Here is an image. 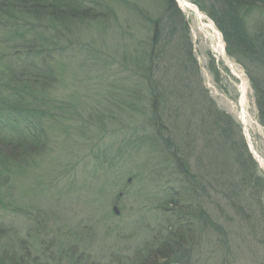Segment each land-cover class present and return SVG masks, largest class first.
<instances>
[{"label": "rangeland", "instance_id": "374dc122", "mask_svg": "<svg viewBox=\"0 0 264 264\" xmlns=\"http://www.w3.org/2000/svg\"><path fill=\"white\" fill-rule=\"evenodd\" d=\"M188 1L217 10L213 0ZM43 2L31 8L34 3L28 1L31 9L26 12L20 1L8 14L0 12V58L12 54L28 60L26 45L42 47L53 66L50 96L57 107L43 150L8 163L0 160V264L45 263L47 256L52 264H161L166 258L189 264H264V166L252 154L256 167L243 162L239 150L241 135L248 151L264 163V126L251 80L264 83V64L233 52L231 41L229 54L205 9L199 8L203 21L213 24L219 43L210 40L192 14L165 12L164 0ZM53 7L57 15L63 12L62 19L49 20ZM137 8L148 19L136 15ZM242 16L252 36L264 21V5ZM157 18L163 23L162 37H170L167 48L162 38L154 43L167 53L155 61L159 70L152 75L155 88L166 92L159 110L150 105L140 77ZM225 30L230 35L227 25ZM171 78L188 82L194 101L166 121L165 113L176 107ZM243 84L248 132L237 109ZM135 89L138 94H131ZM152 115L161 125H180L177 133L186 145L181 154L188 157L193 173L214 170L217 132L209 119L223 115L221 124L231 135L229 152L263 182L256 193L249 186L247 194L239 189L241 205L251 207L260 228L256 240L237 227L236 213L223 200L221 214L211 191L203 197L196 190L193 199V186L180 178L174 160L152 146L150 150ZM172 199L181 212L192 211L195 204L206 213L209 227L189 214L179 222Z\"/></svg>", "mask_w": 264, "mask_h": 264}, {"label": "trees", "instance_id": "16d2710c", "mask_svg": "<svg viewBox=\"0 0 264 264\" xmlns=\"http://www.w3.org/2000/svg\"><path fill=\"white\" fill-rule=\"evenodd\" d=\"M20 1H24L22 9L26 12L33 8L35 3L40 6H43L44 3V0H11L9 3H7L6 0H0V12L8 14L9 9H16L18 4H21ZM28 1L34 3L31 8L27 6ZM213 2L218 11L215 10L214 12L213 5L211 4H208L207 7L200 5L199 8L202 11L205 9L207 16L212 19L213 23L220 31L224 38L225 46L228 49H226L227 52L229 54L232 53L229 51V42L231 41L234 43L233 52L241 53L253 61L259 60L260 63L264 64V21L259 24L256 33L251 36L247 32L246 23L242 16L244 12L258 5L259 7L263 6L264 0H213ZM163 5L165 12H169L173 16L179 14L180 9L174 0H164ZM51 9L53 11L50 10L48 13L50 15L49 20L51 18H54V20L63 18L61 15V13H63L62 11L57 15L54 13V7ZM76 13L78 12L75 11V14ZM136 13L140 18L148 19L145 10L137 8ZM223 15L228 17L229 22L223 20ZM157 19L158 21H153L152 23L153 31L146 52V61L144 67H142L144 74L143 76L140 75V77L143 79L141 83L145 88L147 87L148 94H150V105L152 107H157V110H159L162 107L159 101H163L162 97L163 95L166 96V92L161 88H155L156 84L154 83L157 82L152 80V75L157 74L159 70V64H156L155 61L159 60L160 56L162 59L167 53L161 46L156 47L154 43L162 38L164 42L167 40L166 43H164L167 48L170 37L168 39H166L167 37H162L163 29L161 31V28L163 27V23H158L159 18ZM219 19L222 20V22ZM226 25L230 35L225 30ZM42 49L43 48L38 45L36 47L35 44H31V46L30 44L28 46L26 45V54H30L27 58L28 60H26L25 57L23 59L17 58L12 54L7 57L6 60L0 58V160L6 163H8L10 158L21 157L22 155L25 156L29 153L43 150L48 141V124L52 121L51 117L53 115V110L55 112L57 107L53 105V100L50 96V87L53 85L52 82L54 78L53 66H51L49 58L43 55ZM189 53H187L188 56ZM168 54L174 56L172 53ZM177 70H180V68H177ZM251 80L257 99L259 122L264 126V83H259L257 79L253 80V78H251ZM175 82L179 83L182 87ZM170 83H174L172 85L170 84V88L175 90L172 95H174L176 107L165 113L164 116H166V121H170V118H167L168 115L169 117H173L176 110L178 111L185 107L186 110L189 109L194 101L193 94L188 89V87H190L188 82L185 81L181 83L171 78ZM177 88L179 89L176 90ZM138 91V89H135L132 92L130 91V93L133 95L135 93V95H137ZM158 104H160L159 107ZM144 109L146 110L148 107L146 106ZM178 115H175V117ZM222 116L223 115L209 119L214 122L217 132L216 143L213 145L212 150L215 157L213 162L214 170L211 172L207 173L205 168H200L194 173L189 170V159L186 157L185 153L181 154V151L185 152L186 145L181 141L182 135H178L177 133L180 131V125L171 127L161 125L158 123L160 121L156 118V115L154 117L152 115L150 118L149 125H152V130L148 133L147 138L149 141V148L152 146L155 151H163L166 156H169V159L172 158L174 160L173 164L180 178L184 179L189 186H193L192 189H194V191H192V194H195H193V199H195L196 190H199V196L203 197L208 196L206 191H211L217 197V199L215 198L217 200L215 206H217L221 214H224L223 209L220 207V203L223 200L225 202L224 207L229 205V208L236 213L233 221L236 223L237 227H241L242 229L244 227L248 231V234L252 235L253 239L256 240V232H260V228H257V222L253 221V215L250 211L251 207L247 206L245 208L241 205L240 191L242 190L241 193L247 194L244 190L249 186V190H254L253 193H256L255 190L262 189L263 182L261 183L258 177H253V174H251L248 169L246 170L234 157L232 151L230 150L229 152L227 141L230 142L231 135L228 136V131H226L221 124L222 120L220 121V119ZM4 130H10V133L4 135ZM240 137L241 143L239 150H242L245 155L243 162L247 160L256 167L255 160L248 151L241 135ZM152 148H150V150ZM169 203L177 206L179 210V202L177 199H172ZM193 205L195 204L191 203L192 211L186 209L185 212H181V210H179L178 214L181 216L178 218L179 222L182 221V217L185 219V215L189 214L190 218H194V220L195 218L196 220L201 219L202 224L204 225L205 223L208 226L209 220L206 217V213L198 209L197 206L193 207ZM252 229L254 233H252ZM220 230L221 229L218 228L217 231L219 232ZM185 233L184 231V234ZM181 237L183 239V236ZM48 259L49 257L47 256L45 263L37 261L35 264H52V261H50V263L47 262L49 261ZM168 262L189 264L185 261H179L178 259L172 260L171 258H166L161 264ZM141 264L147 263L143 262Z\"/></svg>", "mask_w": 264, "mask_h": 264}, {"label": "bare ground", "instance_id": "6f19581e", "mask_svg": "<svg viewBox=\"0 0 264 264\" xmlns=\"http://www.w3.org/2000/svg\"><path fill=\"white\" fill-rule=\"evenodd\" d=\"M178 5L180 6V8L184 9L185 12H187L188 14H192L193 16H195L197 18V22L207 31L206 34L207 36L210 38V40H215L216 42L219 43V40L217 39V35H216V31L213 27V24L208 22L205 23L203 21V17L202 15L198 12L197 8L191 4L188 0H177ZM240 88V96L238 98V105L239 107L238 109V117L241 121V125L242 127H244V130H246L248 132V111H247V107H246V103H247V97L245 94V88H244V84L239 86ZM248 134V133H247ZM255 155H257L255 153ZM261 162V160H259Z\"/></svg>", "mask_w": 264, "mask_h": 264}, {"label": "water", "instance_id": "95a60500", "mask_svg": "<svg viewBox=\"0 0 264 264\" xmlns=\"http://www.w3.org/2000/svg\"><path fill=\"white\" fill-rule=\"evenodd\" d=\"M249 152H250V154H252L253 155V157L257 160V161H259V160H261L259 157H258V155H255V153H254V151L253 150H251L250 148H249ZM259 163L260 164H262L263 166H264V163H263V161L261 160V162L259 161ZM128 181H129V179H128ZM113 211H114V213L115 214H117L118 213V211H117V209H116V207L114 206L113 207ZM165 264H182V263H177V262H168V263H165Z\"/></svg>", "mask_w": 264, "mask_h": 264}]
</instances>
